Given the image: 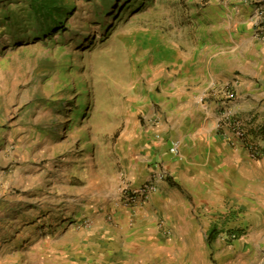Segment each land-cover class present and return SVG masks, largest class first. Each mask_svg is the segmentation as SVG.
I'll return each instance as SVG.
<instances>
[{"label":"rangeland","instance_id":"rangeland-1","mask_svg":"<svg viewBox=\"0 0 264 264\" xmlns=\"http://www.w3.org/2000/svg\"><path fill=\"white\" fill-rule=\"evenodd\" d=\"M63 4L42 35L28 0H0V264H264V157L217 134L199 71L182 74L216 35L257 45L263 0ZM159 169L173 205L119 207Z\"/></svg>","mask_w":264,"mask_h":264},{"label":"crops","instance_id":"crops-1","mask_svg":"<svg viewBox=\"0 0 264 264\" xmlns=\"http://www.w3.org/2000/svg\"><path fill=\"white\" fill-rule=\"evenodd\" d=\"M228 17L232 19L231 15ZM231 27V23H229L228 29ZM222 28H226V26L222 24H216L215 26V30L217 31L222 30ZM227 39H231L233 44L226 45V42H224L226 40L216 35V39H214L215 49L198 50L196 58H193L192 61L186 60L185 64L187 69H185L182 74L189 75L190 71L192 73L199 71L198 74L201 76L200 81L203 84L202 86L205 87L201 102L205 103V105L211 109L213 116L215 113L213 100H203V98L215 83L230 84V86L233 87L238 99L236 107L246 119H248V113L250 111H256V114L264 113V45L260 42H258L257 45L250 44L248 43V38L244 37L239 38L240 40L238 39L237 42L234 41L232 36ZM179 98L178 96L177 99ZM253 118H256L255 123L257 125L259 123L257 118L259 119L260 116L255 117L253 115ZM158 135H160V133L157 134V138L159 139L160 136ZM169 145L170 144H167L164 150L165 152H167ZM203 148L208 151L210 158H213L212 144L204 145ZM224 150L226 151V148H224ZM170 156L173 157L172 155ZM164 157L166 162L167 156ZM149 158L152 160L151 156H149ZM169 167L170 166L167 165V171L170 176L174 177L175 168L172 170V168ZM158 185L159 191L151 197L148 203H146L147 211L150 214H152L155 209L161 213L160 207L169 203L170 205L175 203V201H172L169 197H162L164 189L166 187L172 188V186L166 182L159 183ZM137 223L138 226H142L143 224L152 226L150 219L147 217L139 219ZM150 228L149 230L153 229V227ZM161 251L162 252H159V254H167L164 248H161Z\"/></svg>","mask_w":264,"mask_h":264},{"label":"built area","instance_id":"built-area-1","mask_svg":"<svg viewBox=\"0 0 264 264\" xmlns=\"http://www.w3.org/2000/svg\"><path fill=\"white\" fill-rule=\"evenodd\" d=\"M264 2V0H263ZM256 37L261 44H264V6L256 9ZM212 99L215 109L217 134L231 147L243 148L249 152L253 158L264 157V147L250 142L249 127L241 117L237 107V94L230 84L215 83L205 94L203 100ZM168 154L174 158H180V143L173 142L167 148ZM157 175L147 183L137 187L122 188L118 197L119 207L123 209H133L149 202L151 197L158 192V183L165 181L167 172L159 169ZM113 216H107L108 222H113ZM165 234V230L161 225Z\"/></svg>","mask_w":264,"mask_h":264},{"label":"trees","instance_id":"trees-1","mask_svg":"<svg viewBox=\"0 0 264 264\" xmlns=\"http://www.w3.org/2000/svg\"><path fill=\"white\" fill-rule=\"evenodd\" d=\"M64 1L65 0H28L31 15L44 26V28H41L39 31L42 35H44L45 31H51L67 24L66 18L64 21H61L62 12L68 11L63 4ZM99 8L100 7L97 6V9ZM167 179L172 187L181 190L180 186L172 183L171 179ZM216 233L215 231L211 232L209 241L214 239Z\"/></svg>","mask_w":264,"mask_h":264}]
</instances>
